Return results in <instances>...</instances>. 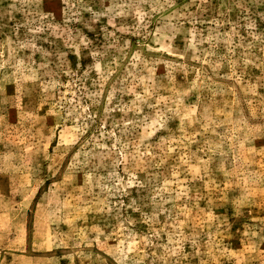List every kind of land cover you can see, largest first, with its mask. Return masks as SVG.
<instances>
[{
	"label": "rangeland",
	"instance_id": "1",
	"mask_svg": "<svg viewBox=\"0 0 264 264\" xmlns=\"http://www.w3.org/2000/svg\"><path fill=\"white\" fill-rule=\"evenodd\" d=\"M0 264H264V0H0Z\"/></svg>",
	"mask_w": 264,
	"mask_h": 264
}]
</instances>
